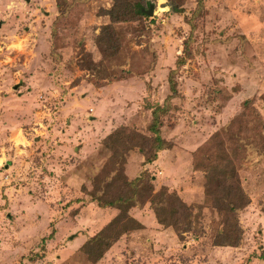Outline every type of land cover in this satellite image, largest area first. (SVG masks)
I'll return each mask as SVG.
<instances>
[{"label":"rangeland","instance_id":"374dc122","mask_svg":"<svg viewBox=\"0 0 264 264\" xmlns=\"http://www.w3.org/2000/svg\"><path fill=\"white\" fill-rule=\"evenodd\" d=\"M110 5L0 0V264H264V0H150L102 51ZM216 170L235 171L248 201L219 239ZM141 172L186 204L182 237L148 201L105 228L119 210L93 196L129 195Z\"/></svg>","mask_w":264,"mask_h":264},{"label":"trees","instance_id":"16d2710c","mask_svg":"<svg viewBox=\"0 0 264 264\" xmlns=\"http://www.w3.org/2000/svg\"><path fill=\"white\" fill-rule=\"evenodd\" d=\"M149 4V8L144 11L143 4ZM172 9H177L176 6L172 5ZM146 14L152 13V6L150 5V0H111L110 7L104 11V15L108 16L109 23L104 25L100 31L101 39L98 41V44L102 45L103 42H110L109 40V28L112 30L113 24L122 23L130 20H135L139 16H144ZM101 50L103 51L104 49ZM179 60L178 62H180ZM169 90L170 94L167 98H172L176 94V83L173 77L169 78ZM166 98V99H167ZM167 104L157 105L152 110V118L149 124L148 129L152 133V141L155 150H160L165 147V141L160 135V114L165 113L167 111ZM146 155V161L150 162L156 157V152H153L152 155ZM214 175L212 179H208V183L206 185L205 182V202L210 204L213 208L226 213V216L223 220V228L219 230L217 239L221 237H225L226 230L229 229L228 225L230 223L236 222V212L246 205L247 197L240 186L239 178L235 171H215L211 172ZM145 172H141L138 176L133 177L129 181H124L128 187L132 188V191L129 195H117L113 198H106L103 195L101 196H93L97 201V204L102 207H115L119 210V212L112 217L110 222L105 225V228L109 230L110 233L114 232L113 225L118 222H122V219H126L127 209L136 204H143L148 201L149 206L152 209L155 219L158 223L166 226H172L174 230L181 235L182 231H185V228L181 223L182 219L185 221L187 218V206L186 204L179 198L175 191H169L167 187L161 186L158 190L153 191V187L149 181H146ZM141 191L144 192L143 198L141 200H135V195H141ZM146 195V196H145ZM122 227V226H121ZM112 228V229H111ZM103 229V228H102ZM100 230L95 236L88 239L82 245V249L87 247V244L94 240L102 246V242L104 240V246L109 247L110 243L115 239L117 235H119L122 231H125L126 226L124 228L119 229L114 235L110 238L109 236L102 235L104 232ZM240 238L236 240L230 239L228 242H216L214 243L218 245H231L235 246L238 244ZM103 249V248H102ZM102 253V250H101ZM259 257L264 260V249L260 253ZM19 264V262H17Z\"/></svg>","mask_w":264,"mask_h":264}]
</instances>
